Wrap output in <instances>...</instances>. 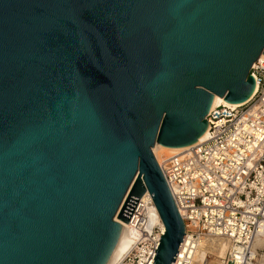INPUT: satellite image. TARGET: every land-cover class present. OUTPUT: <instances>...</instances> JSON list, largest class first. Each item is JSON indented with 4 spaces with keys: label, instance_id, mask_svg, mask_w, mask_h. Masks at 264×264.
<instances>
[{
    "label": "water",
    "instance_id": "95a60500",
    "mask_svg": "<svg viewBox=\"0 0 264 264\" xmlns=\"http://www.w3.org/2000/svg\"><path fill=\"white\" fill-rule=\"evenodd\" d=\"M264 0H0V264H107L152 197L173 264L184 223L153 148L243 104Z\"/></svg>",
    "mask_w": 264,
    "mask_h": 264
},
{
    "label": "built area",
    "instance_id": "2783aa9c",
    "mask_svg": "<svg viewBox=\"0 0 264 264\" xmlns=\"http://www.w3.org/2000/svg\"><path fill=\"white\" fill-rule=\"evenodd\" d=\"M249 75L256 83L251 99L211 109L204 142L155 157L185 227L173 264H194L198 242L208 238L230 244L222 264L264 257V60ZM153 208L149 193L138 200L128 222L133 244L113 264H154L164 231Z\"/></svg>",
    "mask_w": 264,
    "mask_h": 264
},
{
    "label": "bare ground",
    "instance_id": "6f19581e",
    "mask_svg": "<svg viewBox=\"0 0 264 264\" xmlns=\"http://www.w3.org/2000/svg\"><path fill=\"white\" fill-rule=\"evenodd\" d=\"M260 59L264 60V55H261ZM221 104L233 105V106L240 105V104L226 103L223 98L215 96L211 109H214ZM206 138H207V132L198 140L196 144L188 147L175 148V149L165 148L160 145H156L153 148V153L154 156L158 159L160 158L159 153L166 154L167 156L179 155L204 142ZM153 211H155L156 217L159 220V225L164 231L165 228L160 220L157 210L153 208ZM118 222L120 223L121 227L124 228V231L118 245L116 246L107 264H113L115 260H117L122 255H124L130 249L134 241L133 232L130 231L128 223L126 224L122 221H118ZM229 250H230V244L228 243H224L222 241L219 243L218 240L216 239H210V240L202 239L198 242L197 245V252L195 255L194 264H201L205 259L211 261L210 264H222L223 262L222 260L225 258V255ZM254 264H264V257L262 258L261 261H258V259L256 258Z\"/></svg>",
    "mask_w": 264,
    "mask_h": 264
},
{
    "label": "rangeland",
    "instance_id": "374dc122",
    "mask_svg": "<svg viewBox=\"0 0 264 264\" xmlns=\"http://www.w3.org/2000/svg\"><path fill=\"white\" fill-rule=\"evenodd\" d=\"M159 156L162 157V156H167V155H166V154H162V153L160 154V153H159ZM208 240H210V239L208 238ZM218 242L220 243L221 241L218 240ZM222 242H224V241H222ZM224 243H226V242H224Z\"/></svg>",
    "mask_w": 264,
    "mask_h": 264
}]
</instances>
